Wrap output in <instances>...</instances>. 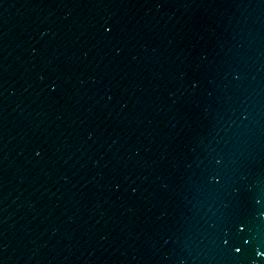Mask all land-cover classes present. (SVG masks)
Masks as SVG:
<instances>
[{"label":"water","instance_id":"1","mask_svg":"<svg viewBox=\"0 0 264 264\" xmlns=\"http://www.w3.org/2000/svg\"><path fill=\"white\" fill-rule=\"evenodd\" d=\"M0 264H264V0H0Z\"/></svg>","mask_w":264,"mask_h":264}]
</instances>
